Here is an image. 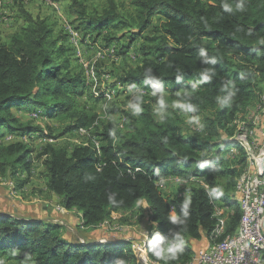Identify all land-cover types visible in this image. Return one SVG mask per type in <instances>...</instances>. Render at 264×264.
<instances>
[{"label": "trees", "instance_id": "trees-1", "mask_svg": "<svg viewBox=\"0 0 264 264\" xmlns=\"http://www.w3.org/2000/svg\"><path fill=\"white\" fill-rule=\"evenodd\" d=\"M71 1L80 18L75 30L84 36L93 32L101 36L112 26L125 31L118 36L107 35L105 47L118 43L124 34L130 47L152 26L154 18L162 15L159 26L152 31L154 36L140 47L142 61L129 67L121 83L153 90L154 86L165 85L186 89L184 102L193 105L196 113L215 112L207 119L208 129L214 134L239 120L237 115L247 111L264 92V0H243L242 12L235 10L240 0H129L131 10L125 14L119 12L114 0H109L108 8L97 15L89 14L82 2ZM224 2L232 6L233 12L223 10ZM19 14L25 25L8 43L0 41V131L5 129L14 136L45 131L41 126L23 123L11 112L14 108L50 110L49 117L59 112L68 115L72 123L66 133L83 128L99 143L98 148L94 140H89L71 152L49 145L43 154L48 157L44 162L46 187L62 199L64 209L72 210L77 220L76 225L73 223L75 232L96 230L113 213L140 209L146 202L149 221L155 224L148 232L147 255L151 261H192L194 244L210 236L216 225L215 206L231 205L236 187L233 193L230 190L242 175L239 166L232 167L225 159L224 151L238 149L246 165L245 149L238 142L228 141L230 138L187 136L177 122L168 119L159 124L150 106L141 113V126L134 125L133 132L127 134H121L114 123L99 120V115L77 109L73 97L79 88H85V76L71 73L70 61L62 58L66 51L60 44L63 39L55 38L48 19L35 17L22 5ZM201 48L206 51L203 57ZM213 58L215 64L205 62ZM209 70L210 79L204 81L203 73ZM198 85L201 89H195ZM230 95L231 101L224 104ZM3 135L0 133V137ZM30 154L21 142L0 148V158L21 155L26 170L33 161ZM172 177L197 181L184 194H166L161 182ZM110 195H115L116 203L109 201ZM185 201L189 205L187 215L182 207ZM40 211L33 218L18 212L0 213V256L19 252V260L35 257L36 264H139L133 240L123 237L119 241L82 244L64 234L68 223L55 222L48 208L41 206ZM235 213V226L227 227V234L239 226L240 209L236 208ZM172 216L185 223H173ZM177 232L184 240L182 253L175 260L162 259L151 241L159 235L168 243Z\"/></svg>", "mask_w": 264, "mask_h": 264}, {"label": "rangeland", "instance_id": "rangeland-1", "mask_svg": "<svg viewBox=\"0 0 264 264\" xmlns=\"http://www.w3.org/2000/svg\"><path fill=\"white\" fill-rule=\"evenodd\" d=\"M76 1L82 2L89 14L97 15L108 8L109 0ZM114 2L120 13L125 14L131 10L129 0H114ZM21 5L35 17L50 21L54 27L55 38L61 37L63 39L60 41V44L64 45L66 51L62 58L70 61L71 73L75 75L81 73L85 76V88H79L77 95L73 97V101L74 99L77 100L75 102L77 109H81L88 114L99 115V120L105 123L112 122L121 134H127L133 132L134 125L141 126L143 118L141 113H144L146 107L150 106L152 108V115L159 124H163L166 119L177 122L181 131L187 136L199 139L204 138L206 140L230 138L228 141H237V133H241L238 131H240L243 123H230L220 131V134H214L208 129L207 119L213 117L215 112L205 111L202 114H198L195 110L187 111L177 107V102L179 104H186L184 102L185 93L188 92L186 89H180L178 85H165L162 86V93L153 96L152 92L154 90L151 87L137 85L135 87L143 91L138 96L134 94L135 92H132L133 90H130L131 87H128L133 85L121 83V77L126 75L129 67L137 66L142 61L144 56L140 51V47L147 42L148 37L154 36V32L152 31L156 26H159L161 22L160 18L161 20L163 18L162 15L155 17L152 26L144 31V34L140 35L130 47L128 45V38H124V36H127L125 34L118 43L105 47V37L107 35L118 36V34H122L125 31L115 29L112 26L104 30L101 36H98L94 32L84 36L81 32L75 30L80 23V18L71 0H3L0 6L1 42L8 43L13 35L17 34L25 25L24 19L19 14V6ZM69 27L80 34L78 48L75 47L72 37L68 33ZM195 89H201V86L198 85ZM101 94L103 97H98ZM138 97L141 98L140 106L142 111L134 114L128 105L130 102L133 104L138 103ZM161 98L164 101L163 106L159 103ZM257 102L256 99L247 108V111H243L237 115V119L247 116L249 110ZM41 110L42 108L23 107L21 110L14 108L11 112L25 124L31 123L36 127L41 126L45 130L42 134H33L24 140L23 135L14 136L5 129L0 131L1 134H4L0 137V142L3 143L2 146L17 144L19 142L25 143L28 150L31 151L29 157L33 158L30 170L25 169L26 162L19 158L21 155L0 158V213L14 214L18 212L24 217L33 218V215L41 213V206H45L46 209L48 208L52 212V217L55 222L71 224L67 220V216H72V210L64 209L61 205L62 199L54 196L46 187L44 162L48 157L43 154L49 145L57 150L64 149L65 151L71 152L75 147L86 144L89 140L98 141H96V137L91 132L89 134L88 132H79L77 130L66 133L65 131L72 121L65 113L59 112L57 115L49 117L48 114H51L50 110L43 112ZM37 113H39V118L35 115ZM238 121L241 122L242 120ZM101 128L103 127L101 126ZM230 133L233 134L231 137ZM48 135L52 136L53 140L50 139L51 137H47ZM224 153L225 159L230 162L229 164L232 167L239 166L238 170L243 174L247 164L244 165L242 162L241 152L236 148L230 147ZM240 177L233 185L234 187L230 190V193L234 192ZM204 178L200 181H203ZM226 179H221V182L225 183ZM196 181V179H193L190 183L186 179L182 180L179 177H172L162 181L161 189L166 194H179L180 191L181 194H184L185 189L196 185V183H193ZM2 195H7L8 198L10 197V200H4ZM146 205V202H144L140 206V209L114 214L107 223L99 226L96 230H80L79 233L75 232L71 239L82 244L86 242L103 243L119 241V239L123 237L127 238L126 236H128L131 239L134 238L132 239V247L133 250L136 248L134 253L140 256L141 253L138 250L143 246L144 234L147 235L150 231L148 227L151 225L147 216L143 215L145 214ZM216 207L224 214V218L226 217V227L233 229L235 226V211L236 208H239L238 204L229 205L226 203L224 205L221 203L217 204ZM42 215L45 216L47 213H42ZM133 229H138V235L136 232L134 234L129 232L131 230L133 231ZM66 234L71 236L70 232ZM20 256L21 254L19 252L2 254L0 256V264L37 263L35 257H27L19 260L18 257Z\"/></svg>", "mask_w": 264, "mask_h": 264}, {"label": "built area", "instance_id": "built-area-1", "mask_svg": "<svg viewBox=\"0 0 264 264\" xmlns=\"http://www.w3.org/2000/svg\"><path fill=\"white\" fill-rule=\"evenodd\" d=\"M2 1L0 0V6ZM68 33L75 47L78 48L79 32L69 27ZM128 87H131L130 90H133L135 95L140 96L143 92L139 88ZM35 115L39 118V114ZM236 122L243 123V126L238 131L241 133H237L235 142H238L248 154L247 167L238 180L235 196L231 197V204H238L242 214L239 226L234 233L227 234L226 217L224 218V214L215 206L213 218L216 225L207 237L209 246L196 253L192 261L186 264H264V172L262 171L264 145L257 138L261 136L260 132L263 135L260 126L264 122V93L249 110L248 115L244 116L241 122L238 120ZM80 131L89 133V130L83 128ZM31 136L23 137L25 140ZM96 145L99 148L98 142ZM146 236H149L148 233ZM148 238L138 250L141 253L140 256L138 255L140 264L148 261L147 264H156L147 255Z\"/></svg>", "mask_w": 264, "mask_h": 264}, {"label": "clouds", "instance_id": "clouds-1", "mask_svg": "<svg viewBox=\"0 0 264 264\" xmlns=\"http://www.w3.org/2000/svg\"><path fill=\"white\" fill-rule=\"evenodd\" d=\"M222 7H223V10L225 12H233V8L232 6L227 3V2H224L222 4ZM236 11H244V2L243 0H240L239 3L236 4V8H235ZM200 55L203 57L206 55V51L205 49L201 48V51H200ZM206 63H211V64H215L216 63V60L215 58L211 59V60H208V61H205ZM211 72V70H209L208 72H205L203 73V79L204 81H207L208 79H210V75L209 73ZM135 87V86H133ZM154 91L152 92V95L153 96H156L157 94L159 93H162L163 92V87L162 86H154ZM231 95L226 98L223 103L224 104H228L230 101H231ZM137 100L139 101L138 103H129V108H131L133 110V113L134 114H138L142 111V108L140 106V100L141 98L138 97ZM160 105L163 106L164 105V101L163 99L161 98L160 101H159ZM177 104V107L179 108H182V109H185L187 111H194L195 108L193 105L191 104H179L178 102L176 103ZM111 135H115V131L113 130L111 132ZM211 195H216L215 192H212ZM109 201L111 203H116V199H115V195H110L108 197ZM183 209H185V215H187V209L189 207L188 205V202L185 201L182 205ZM170 219L172 220L173 223H180V224H183L185 223V221L183 220H180L178 217L176 216H172L170 217ZM148 240L150 241V236L148 238ZM150 242L148 243V246H149ZM183 245H184V240H183V237L181 236L180 233H175V236H174V239L168 243H165L164 240L159 236V235H156L155 238L151 241V246L156 249V254L158 256H161L162 259H165V260H175L177 259L178 255L180 253H182L183 251ZM148 246H147V249H148Z\"/></svg>", "mask_w": 264, "mask_h": 264}, {"label": "crops", "instance_id": "crops-1", "mask_svg": "<svg viewBox=\"0 0 264 264\" xmlns=\"http://www.w3.org/2000/svg\"><path fill=\"white\" fill-rule=\"evenodd\" d=\"M260 130L261 131H263V135H262V132H260V135L261 136H257V138H258V141L262 144V145H264V122L261 124V126H260ZM5 196V195H4ZM143 204H144V202H143ZM45 209H46V207L45 206H43ZM119 213H121V212H118V213H113L112 215H114V214H119ZM147 216V219L149 220V215H148V206L146 205V207H145V214H144V216ZM67 220H69V223H71V224H67V232H65L64 231V234L67 236V238H69V239H71V237L72 236H74V234H75V227H74V225H76V223L75 222H77V220H76V218L75 217H69V216H67ZM151 222V221H150ZM73 223H75L74 225H73ZM155 224L153 223V222H151V225L148 227V229H150L151 227H153ZM72 226V227H71ZM141 228V227H140ZM71 233V236H68L66 233ZM129 232H131L132 234H134V232H136V234L138 235V233L137 232H139L138 231V229L137 230H134L133 229V231L131 230V231H129ZM144 240H143V244L144 243H146V240H147V238L149 237V236H146L145 234H144ZM127 237V239L128 240H132V239H134V238H129L128 236H126ZM72 240V239H71ZM209 246V241H208V239L207 238H205V240H203V241H201V242H197V243H195L194 244V255L196 254V253H198L199 251H201L202 249H205V248H207Z\"/></svg>", "mask_w": 264, "mask_h": 264}, {"label": "water", "instance_id": "water-1", "mask_svg": "<svg viewBox=\"0 0 264 264\" xmlns=\"http://www.w3.org/2000/svg\"><path fill=\"white\" fill-rule=\"evenodd\" d=\"M262 171L264 172V160L262 161ZM264 225V224H263ZM150 241L148 240L147 241V246H148V243H149Z\"/></svg>", "mask_w": 264, "mask_h": 264}]
</instances>
